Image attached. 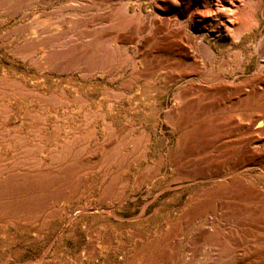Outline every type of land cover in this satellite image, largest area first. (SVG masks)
<instances>
[{"label":"rangeland","instance_id":"obj_1","mask_svg":"<svg viewBox=\"0 0 264 264\" xmlns=\"http://www.w3.org/2000/svg\"><path fill=\"white\" fill-rule=\"evenodd\" d=\"M171 62L197 70L195 89L178 92ZM262 72L264 0H0V86L30 85L52 100L48 120L69 116L82 140L92 122L99 138L75 159L81 169L51 170L59 197L44 212L65 207L69 221L47 215L38 232L0 233V264H264ZM1 117L5 140L33 135ZM36 126L31 138L60 148V130ZM207 173L244 187L212 192L220 180Z\"/></svg>","mask_w":264,"mask_h":264},{"label":"bare ground","instance_id":"obj_2","mask_svg":"<svg viewBox=\"0 0 264 264\" xmlns=\"http://www.w3.org/2000/svg\"><path fill=\"white\" fill-rule=\"evenodd\" d=\"M167 67L176 71L175 74L170 75V82L175 80L179 81L182 79H184L185 81L184 86L180 87L178 92L181 90L182 94H184L186 90H193L196 88L197 85L192 83L190 75H195V72L197 70L188 68L186 67V65L175 62L169 63ZM204 76L207 78L212 77L208 74ZM259 77L261 80L264 81V72H262ZM212 80L217 81L219 80V78H214ZM29 87L30 85H27L26 83L22 82H10V84L7 86H0V92L3 94V97H6L4 99L2 98L3 100L0 98V113L3 116V118L1 117L3 119L2 121H4L5 118L7 121L11 117L15 120H18L19 124L15 126L17 129H20L21 127H23V124L27 123L31 127V129H26L27 133H33L34 136L40 135L41 128H38L40 126H36L37 123H41V126H43V123V127L45 128L49 127L50 125L53 132H55L54 130L56 129L62 132V141L60 143V148H56L55 145H57V143L52 144L53 142L51 143V141L40 142V140H36V137L35 139L31 138L33 135L25 139L21 138L18 135H15L12 136L13 141L11 142L8 137V140H5V136L2 135L3 137H1L0 134V233H2V235H4L5 237L9 236V234L7 235V233L10 231V229H13V231L23 229L31 232L37 230L40 231V229L49 224V219L47 215H49L50 217L58 214V217L62 219H65L64 217L68 218L65 220V222L69 221V217L71 214L68 213L69 211L63 213V211H65V207L63 209V207L61 206V209H57L60 210V212L57 214H54L53 212H48L49 210L52 211V209L54 208L53 206L55 205L54 203L52 204V201L55 200V197L59 195L56 193V191H51V188L57 180V178H55L56 172L53 171V173L51 170L54 169L56 163L60 161L61 164H67L66 169L78 171L79 169H81V166L79 165L80 163L76 164L75 159L79 158V156H82L84 152H87L91 136L95 137L94 146H96L99 142L97 141L99 140L97 136L98 129H96L92 122H90L91 126L89 130L87 129V127L89 126L86 127V125L89 124L85 123V128L87 130L86 132H88L89 135L86 136V140H82V127L73 126L71 124L69 116L63 117L64 124L60 125V127L56 122H51L50 120H48V117H51L52 111L50 112L48 110L47 104L50 103L52 100L46 99L45 96L39 94L37 91L28 89ZM40 96H42L43 98H40ZM181 97L182 96L180 95V93H178L175 97V100L179 101ZM18 103L23 104L19 105ZM16 105L19 107H17ZM179 125L181 126V122L179 123ZM225 125L226 121H224L223 118H220L217 124L214 126L213 133L217 134V136L220 135V133L225 130ZM34 126H36L35 129H33ZM256 127H258V125H256ZM238 128H243L240 122ZM0 129L3 132L5 129H9V127L5 124H2L0 126ZM86 134L87 133H85V135ZM198 134H200V132L195 127L189 128L188 132H186V135H189L190 139L192 140L195 138L197 139ZM85 135L83 136L85 137ZM186 135L185 133L184 135H181L182 144L185 142L184 140L186 139ZM123 144L124 143H122L121 145ZM122 147L124 148V146ZM123 148L118 147L119 151H116L119 156L117 158V161L120 162V165L125 164L126 160L130 157L129 154L123 153ZM146 148V144L143 143L136 146L137 156L141 154L144 155L146 152ZM114 154L116 153L114 152ZM181 155L182 152H180L179 150V153L175 157L173 162L177 166L182 165ZM107 157L105 158L106 161H112L113 158L111 157L113 156H111L110 158ZM82 161H84V163L88 162L87 160ZM58 164L60 163H57V165ZM125 165L128 166V164ZM125 165L124 167H126ZM101 168L104 169V177L103 180L100 181L101 184H99L102 185V188L105 192H108L107 184L104 185V182L107 181L108 177L107 165L101 164ZM235 168L237 170L240 168V166L228 168L227 174L231 175ZM192 170H197V167H193ZM204 177L208 180L211 179L213 182L217 181L218 179L220 180L219 184L212 187V189H215L212 192H220L233 183L237 184V187L240 189L244 187V184L242 182L243 180L237 179L236 177L232 179H226V176L216 177L213 174L209 173H207ZM57 199L56 202L59 200ZM47 209L48 211L44 212ZM82 210L83 209L80 206L76 208L75 212L82 213ZM84 212L87 211H85L84 209ZM36 236L39 237V235Z\"/></svg>","mask_w":264,"mask_h":264}]
</instances>
